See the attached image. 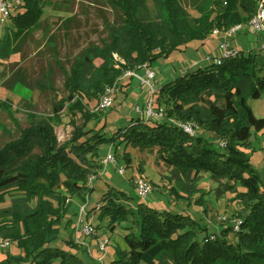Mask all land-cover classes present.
Masks as SVG:
<instances>
[{
    "label": "trees",
    "instance_id": "trees-1",
    "mask_svg": "<svg viewBox=\"0 0 264 264\" xmlns=\"http://www.w3.org/2000/svg\"><path fill=\"white\" fill-rule=\"evenodd\" d=\"M121 13L120 22L107 27L109 38L90 44L75 60L65 81L67 96L53 107L52 116L31 114L19 139L0 149V202L9 191L20 196L0 208V236L21 251L0 264H86L79 256L51 244L71 199L93 192L90 178L100 177V146L125 144L152 155L176 174L167 189L174 201L201 206L206 212L203 173L231 194L238 204L240 225L230 224L203 234L207 225L190 214L160 211L148 203L129 206L128 197L109 186L100 201L99 218L115 230L129 222V250L117 249L109 262L97 264H264V182L250 163L253 135L264 130L249 99L264 95V52L238 50L189 71L158 87L156 108L165 119L150 123L137 119L106 137L103 126H88L96 118L82 101H98L125 72L181 50L191 41L206 40L213 30L249 25L258 0H109ZM44 0H23L11 13L13 40L40 28ZM193 10L196 15L192 14ZM10 47L0 38L1 51ZM116 55V57L114 56ZM124 86V85H123ZM88 107V106H87ZM84 118L69 139L60 143L54 124L65 109ZM179 124L200 127L205 135L187 133ZM207 134V135H206ZM127 163L131 157L124 153ZM195 196V197H194ZM192 200L190 204L189 201ZM96 210V209H95ZM234 234L235 242L228 237ZM228 236V237H227Z\"/></svg>",
    "mask_w": 264,
    "mask_h": 264
},
{
    "label": "rangeland",
    "instance_id": "rangeland-1",
    "mask_svg": "<svg viewBox=\"0 0 264 264\" xmlns=\"http://www.w3.org/2000/svg\"><path fill=\"white\" fill-rule=\"evenodd\" d=\"M4 1L12 4V0ZM43 9L40 28L18 41L13 40V32L7 28L12 25L11 16L3 20L0 14V36L3 37L5 31H9L7 36L10 45L16 47L15 52H11L8 47L7 53L1 51L0 55V149L19 139L22 131L30 125L31 114L48 118L52 116L55 104L67 96L65 81L75 60L90 44H101L108 40L107 27L119 23L121 17V13L109 0H44ZM190 11L196 15L193 10ZM250 39L249 32H237L230 38V43L236 49L249 51ZM223 42L221 36L212 34L203 42L191 41L181 50L154 60L151 69L156 72L155 86L158 87L157 81L160 84L170 82L188 69L195 71L198 66H207L211 62L204 58L208 55L214 58L222 56ZM253 44L252 42L251 46ZM197 61L198 64L194 65ZM138 75L142 76L144 73L139 70ZM139 80L137 76L121 78L117 83L120 91L113 95L112 105L105 110L98 109V101L84 99L82 103L86 106L85 109L96 115L88 126H103L106 137H111L119 128H124L139 118L143 119L150 95ZM248 104L257 117H264V95L259 99H249ZM137 108H140L141 113L136 111ZM59 116L61 121L54 124V129L58 141L63 143L71 137L75 126H81L85 121L79 110L65 108ZM149 122L154 123L155 119L150 118ZM195 131L196 134L205 135L200 127L195 128ZM114 149L110 143L100 146V177L94 178L93 183L88 185L93 186V192L85 199L78 195L71 199L59 236L52 246L79 256L86 264H97L99 259L109 262L115 257L117 249L129 250L127 234L136 233V228L128 229L130 223L123 221L111 231L108 219L99 218L100 201L109 186H115L130 197L127 203L132 208L145 202L160 211L190 214L201 224L206 223L208 228L204 235L214 232V228L219 230L230 224H237L238 204L231 201V194L224 192L209 173H203L198 182L205 193L204 205L207 211L203 212L201 206L174 201L167 189L174 186L176 174L164 163H157L147 151L127 147L122 143L117 146V162L105 166L104 159L110 152L114 154ZM124 153L130 155L131 163H127ZM250 163L264 182V130L253 135ZM120 167L125 168L124 174L118 172ZM140 177L153 186V191L146 199H141L135 191V181ZM20 194L14 190L9 191L5 202H0V208L9 207L12 199ZM189 202L191 204L192 200ZM80 216L83 220L81 225ZM84 225H89L93 232L85 234ZM104 238L109 240L105 252L98 249L99 239ZM228 239L230 242L236 240L234 234ZM1 241L0 236V261L8 254L21 253L15 244L8 241L9 246L2 247ZM53 264H60V259H54Z\"/></svg>",
    "mask_w": 264,
    "mask_h": 264
},
{
    "label": "built area",
    "instance_id": "built-area-1",
    "mask_svg": "<svg viewBox=\"0 0 264 264\" xmlns=\"http://www.w3.org/2000/svg\"><path fill=\"white\" fill-rule=\"evenodd\" d=\"M23 3V0H12V4L8 3L7 1L0 0V14L2 16V19H6L7 17L10 16L11 11L15 12L17 7L20 6ZM250 29L257 35L264 34V0H258L257 2V10L253 18L251 19L249 25ZM245 25L239 24L234 27H232L229 30H220V29H214L213 30V35H219L224 39V42L222 43V47L224 50V53L222 56L217 57L215 59L216 62L220 63L221 57H227L236 54L238 51L235 47H233L230 43V38L236 34L237 32H240ZM259 51L264 52V42L260 45ZM116 57V55H114ZM208 61H211V58H207ZM141 70L144 75L140 76L138 75V71ZM139 78L140 82L146 86L148 89V94L150 95V98L148 99V104L147 108L144 110L143 113V119L146 121H149L150 118H154L155 121H162L165 119V116L162 111L158 110L156 108V93H157V88L154 84V79L156 77V72L153 71L148 63H145L143 65L136 66L135 69L127 70L125 75L122 77H135ZM120 91V89L117 86V83L114 84L112 87L108 88L105 92V94L98 100L97 102V107L100 110H105L106 108L110 107L113 102V95L117 94ZM137 112L141 113L140 108L136 109ZM187 133L194 134L196 131L193 129L192 125L190 124H179ZM104 164L107 166L110 163H115L117 162L116 156L110 152L108 156L104 159ZM118 172L120 174L125 173V168L120 167L118 169ZM94 178H90L88 181V185H91L93 183ZM135 191L137 195L141 199H146L149 194L153 191V186L152 184L147 181L146 179L140 177L135 181ZM83 220L81 219V216L79 218V225ZM240 220H237V224L235 228H238L240 225ZM82 229V228H81ZM83 232L87 235L93 232V229L89 227V225H84L83 227ZM109 244V240L107 238L104 239H99L98 242V249L100 251L105 252V249L107 245ZM2 247H8L9 242L8 241H1ZM100 262L103 259H99Z\"/></svg>",
    "mask_w": 264,
    "mask_h": 264
},
{
    "label": "crops",
    "instance_id": "crops-1",
    "mask_svg": "<svg viewBox=\"0 0 264 264\" xmlns=\"http://www.w3.org/2000/svg\"><path fill=\"white\" fill-rule=\"evenodd\" d=\"M7 28H10V31L12 30V28H13V24L11 25V26H8ZM7 32H9V31H7ZM7 32L5 31V34H4V36L7 34ZM240 32H242V33H246V32H249L250 34H251V39H250V43L252 44V42L254 43L253 44V46H251V44L249 45V50H256V51H259V47H260V45L264 42V34H260V35H257V34H255L251 29H250V27L249 26H245ZM0 38H3V37H1L0 36ZM241 43V42H240ZM237 48V47H236ZM237 50H239V49H237ZM214 58V57H211L210 55H208L207 57H205L204 58V60L205 61H207V62H209L208 60H207V58ZM194 65H197L198 64V61L197 62H195V63H193ZM209 63H207V65H208ZM152 66V64L150 65V67ZM152 68V67H151ZM197 68H199V66L197 67ZM190 70L188 69V71L187 72H189ZM161 82L160 81H157L156 82V84H157V86L159 87L161 84H160ZM143 117V116H142Z\"/></svg>",
    "mask_w": 264,
    "mask_h": 264
}]
</instances>
